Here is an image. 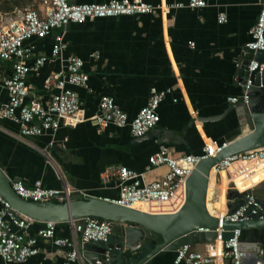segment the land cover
<instances>
[{
    "label": "crops",
    "instance_id": "obj_1",
    "mask_svg": "<svg viewBox=\"0 0 264 264\" xmlns=\"http://www.w3.org/2000/svg\"><path fill=\"white\" fill-rule=\"evenodd\" d=\"M67 1L105 4L110 0ZM148 1L159 5L185 4L188 0ZM205 1L208 6L204 9L88 20L55 30L43 40L27 41L25 46L33 48L34 57L50 54L55 35L62 33L66 45L58 59L28 75L30 95L43 105L55 92L44 89L46 77L63 73L69 56L83 61V71L89 79L84 88L74 91L81 104L79 119L84 121L74 126L62 122L54 135L25 139L20 136L18 125L0 119V168L8 179L26 187L40 181L48 189L68 188L86 196L115 200L116 181L102 178L107 168L125 167L152 182L167 172L166 168L149 169L148 158L160 146L179 157L198 155L205 144L213 147L211 143H227L235 135L236 120L231 113L215 122L202 120L222 115L230 104L228 99L242 94V87L234 80L236 60L250 39L248 31L258 17L261 0ZM5 3V8L10 7L8 0ZM33 8L42 10L38 0ZM0 11V25L5 16L14 13ZM220 13L226 16L224 24L217 22ZM32 63L28 61L27 65ZM11 74V64L0 61V103L7 99L3 82ZM152 88L171 90L159 105L155 134L135 140L128 127L99 129L89 120L98 113L102 96L111 97L128 119H133L146 105ZM168 132L180 137L178 143L159 139L160 135L169 138ZM228 178L233 180L230 174ZM235 184L239 189V184ZM41 227V223H33L28 235L34 237ZM55 235L73 239L82 254L80 238L73 234L71 223L56 224ZM203 246L194 249L202 251ZM37 247L38 255L22 264H63L69 251L41 239ZM174 255L161 252L149 264H173ZM0 264H4L1 259ZM78 264L87 263L83 259Z\"/></svg>",
    "mask_w": 264,
    "mask_h": 264
},
{
    "label": "built area",
    "instance_id": "obj_2",
    "mask_svg": "<svg viewBox=\"0 0 264 264\" xmlns=\"http://www.w3.org/2000/svg\"><path fill=\"white\" fill-rule=\"evenodd\" d=\"M38 4L42 10L33 7L25 8L14 12L13 15L5 16L0 25V61L8 62L12 66L11 76L3 82L7 99L0 103V119L18 125L20 136L25 139L45 134L54 135L62 122L74 126L84 121L79 119L81 104L74 88H84L89 79L83 71V61L75 56L67 57L64 61L65 71L50 73L44 80V89H52L55 92L52 93L46 105L41 104L30 95L28 75L37 72L44 64L58 59L66 49V45L62 33L55 35L50 54L34 57L33 48L25 46L27 41L43 40L52 35L55 30L70 24L80 25L88 20L143 16L156 11L169 13L170 10L185 8L198 10L208 6L205 0L159 5H152L148 0H110L105 4H71L67 0H38ZM226 21L224 14H218L219 24H224ZM248 34L250 39L242 47L240 59L247 54L246 51L264 52V0L260 1V12ZM240 59L236 61V67H240ZM28 61H32V65L28 66ZM256 70L260 74L264 73V62L259 64L252 59L247 72L250 74ZM250 86L251 82L247 79L246 85L241 86V96L229 98V103L236 104L240 100L246 103ZM170 91H158L152 88L146 105L131 120L111 97L102 96L98 103V113L89 120L99 129H105L108 126L118 129L128 127L133 139H142L157 127L160 120L159 105ZM211 144L213 147L205 144L198 155L184 154L179 157H173L166 146H160L159 150L148 158L149 169L166 168L167 172L163 177L152 182L144 181L142 173L125 167L107 168L102 173L103 180H115L118 188L117 199L109 201L126 208H131L134 204L153 205L158 210L154 214L176 213L184 204L186 181L196 166L227 147L226 143ZM49 145L51 146L52 143ZM263 160L264 148H260L227 157L216 164L214 169L217 173L221 170L227 172L234 164L257 163ZM228 186L237 190L233 180L229 181ZM11 188L22 200L34 203L67 202L73 192L68 188L48 189L43 187L40 181H36L32 187H26L22 182L14 181L11 182ZM244 200L245 204L234 213L228 214L226 210L223 215L218 216L219 219L230 223H240L261 213L259 219L262 220L264 206L259 205L250 195H246ZM248 208L251 210L246 215ZM35 222L13 210L9 202L0 196V259L4 264H22L37 256L39 239L49 241L57 248L69 249L64 256L63 264H78L83 260L73 239L56 237L55 223H41L42 227L38 229L36 235L29 236L28 229ZM71 228L73 234L79 236L82 246L89 242H107L112 225L109 221L87 217L71 222ZM199 232L209 231L203 229ZM215 232L217 238L203 244L202 251L191 249L189 245L179 247L174 253L173 264H226L227 261L230 264H242L246 253L240 250L239 232L232 231L233 238L227 241L221 238L223 230L217 229ZM96 264L101 263L96 262Z\"/></svg>",
    "mask_w": 264,
    "mask_h": 264
},
{
    "label": "water",
    "instance_id": "obj_3",
    "mask_svg": "<svg viewBox=\"0 0 264 264\" xmlns=\"http://www.w3.org/2000/svg\"><path fill=\"white\" fill-rule=\"evenodd\" d=\"M246 53L241 59L238 56L240 67L235 69L234 80L242 87L247 79L250 80L247 102L240 100L229 104L222 115L202 120L215 122L231 113L236 120L235 135L226 143V148L196 166L186 181L185 202L176 213L147 214L80 192H72L69 200L63 203L27 202L13 192L11 181L1 168L0 196L9 202L13 210L38 223H71L87 217L111 222L112 230L107 242H89L81 246L82 257L87 264H149L161 252L175 253L184 245L194 249L197 245L214 241L217 229L224 231L221 234L223 241L233 238L232 231L239 232L240 250L246 253L242 264H264V218L259 219L261 213L244 222L230 223L210 215L206 208L211 167L227 157L264 148V73L260 74L257 70L250 74L247 72L252 59L259 64L264 62V52ZM157 131L155 128L146 136ZM167 135L170 139L162 135L158 137L164 143H178L180 140L174 133L168 132ZM246 195L254 197L259 205L264 206V181L243 192L228 186L225 194L227 213L232 214L243 206ZM250 210L248 208L245 214L248 215ZM203 229L209 232H199ZM227 264L230 262L227 261Z\"/></svg>",
    "mask_w": 264,
    "mask_h": 264
},
{
    "label": "bare ground",
    "instance_id": "obj_4",
    "mask_svg": "<svg viewBox=\"0 0 264 264\" xmlns=\"http://www.w3.org/2000/svg\"><path fill=\"white\" fill-rule=\"evenodd\" d=\"M214 167L212 166L209 171L206 190V208L212 216L218 217L226 211L225 194L229 183L228 173L234 182L239 184L237 190L240 192L252 188L250 185H257L264 181V160L257 163L234 164L227 172L221 170L217 173ZM213 196H215L214 200H212ZM216 199H221L224 202L216 201ZM131 208L147 214L158 211L153 205L147 204H134Z\"/></svg>",
    "mask_w": 264,
    "mask_h": 264
},
{
    "label": "rangeland",
    "instance_id": "obj_5",
    "mask_svg": "<svg viewBox=\"0 0 264 264\" xmlns=\"http://www.w3.org/2000/svg\"><path fill=\"white\" fill-rule=\"evenodd\" d=\"M8 1H9V4L7 6H10V8H12V10L10 12H16L18 10H22L25 8H32V7H35V5H36V0H31V1H28V0H8ZM5 5H6L5 0H0V10H1V8L5 7ZM214 198H215V196L212 197V200H214ZM217 200L219 202H224L221 199H216V201Z\"/></svg>",
    "mask_w": 264,
    "mask_h": 264
},
{
    "label": "trees",
    "instance_id": "obj_6",
    "mask_svg": "<svg viewBox=\"0 0 264 264\" xmlns=\"http://www.w3.org/2000/svg\"><path fill=\"white\" fill-rule=\"evenodd\" d=\"M28 1H31V0H28ZM7 4V3H6ZM16 4V3H15ZM1 10H5V12H9V11H11L12 10V8H10V7H7V8H5V7H3V8H1Z\"/></svg>",
    "mask_w": 264,
    "mask_h": 264
}]
</instances>
